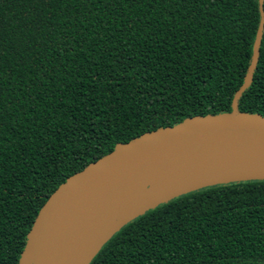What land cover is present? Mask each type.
I'll list each match as a JSON object with an SVG mask.
<instances>
[{"label": "trees", "instance_id": "obj_1", "mask_svg": "<svg viewBox=\"0 0 264 264\" xmlns=\"http://www.w3.org/2000/svg\"><path fill=\"white\" fill-rule=\"evenodd\" d=\"M260 24L236 110L264 117V0H0V264H19L50 195L116 145L231 113ZM89 264H264V179L161 203Z\"/></svg>", "mask_w": 264, "mask_h": 264}, {"label": "water", "instance_id": "obj_2", "mask_svg": "<svg viewBox=\"0 0 264 264\" xmlns=\"http://www.w3.org/2000/svg\"><path fill=\"white\" fill-rule=\"evenodd\" d=\"M261 34L262 24L254 42L252 62L234 95L231 113L190 117L172 126L145 132L116 145L111 152L68 177L40 209L27 234L19 264H89L121 227L161 203L207 186L264 179V176H252L215 181L167 197L115 228L89 258L82 260L89 222L100 220L104 203L133 180L186 160L264 165V117L236 110V100L252 80Z\"/></svg>", "mask_w": 264, "mask_h": 264}, {"label": "bare ground", "instance_id": "obj_3", "mask_svg": "<svg viewBox=\"0 0 264 264\" xmlns=\"http://www.w3.org/2000/svg\"><path fill=\"white\" fill-rule=\"evenodd\" d=\"M264 176V165L243 162L183 161L165 170L133 180L103 205L100 220L89 222L84 240L86 260L118 226L145 208L184 190L215 181Z\"/></svg>", "mask_w": 264, "mask_h": 264}]
</instances>
